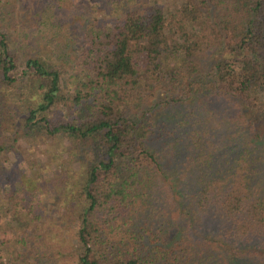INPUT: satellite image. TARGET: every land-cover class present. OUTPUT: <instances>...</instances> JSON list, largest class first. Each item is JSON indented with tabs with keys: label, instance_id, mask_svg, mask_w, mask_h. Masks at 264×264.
Masks as SVG:
<instances>
[{
	"label": "trees",
	"instance_id": "16d2710c",
	"mask_svg": "<svg viewBox=\"0 0 264 264\" xmlns=\"http://www.w3.org/2000/svg\"><path fill=\"white\" fill-rule=\"evenodd\" d=\"M35 3L0 6V177L11 141L66 148L49 193L0 178V264H264V0Z\"/></svg>",
	"mask_w": 264,
	"mask_h": 264
},
{
	"label": "rangeland",
	"instance_id": "374dc122",
	"mask_svg": "<svg viewBox=\"0 0 264 264\" xmlns=\"http://www.w3.org/2000/svg\"><path fill=\"white\" fill-rule=\"evenodd\" d=\"M1 2L6 3L8 7L15 9L18 12H24L25 14L29 13L33 9L32 7L36 5L35 0H2ZM30 2L32 4V7L29 6ZM74 14H77V18L79 21L75 22ZM89 16L90 15L86 14L85 12L73 13L70 17V22L72 21V30L67 31V33L63 35L65 40L67 38L66 42L68 43L53 51L52 56H54V58H57L59 62L65 59V62H67V64H65L67 70H70L72 65L76 63L77 47L75 40L79 39V36L81 34V26L85 23L86 18H90ZM27 17L28 20L31 21L30 17L26 16V19ZM17 19L18 20L12 22H23L20 18ZM24 22H26L27 24V21L24 20ZM180 111L181 110L179 106L171 105L170 107L165 108V106L163 105V107L160 108V111L157 112V121H173L180 115ZM10 146L11 150L9 155H4L2 157L4 163L3 167L5 166L4 168H7V175H5V178L1 176V180L4 179V181H9L13 180V177L23 178L27 176L26 172V174H23V170H26L28 173H31V170H34L36 171V176L34 179H38V177L41 176L40 180L45 181H42V184L47 185L46 190H48L46 192L49 193L48 187L51 184V182H49L50 178L54 173L62 169V165L59 166V164L63 163L62 153L63 149L66 148L65 142L62 139H58L53 143H44L41 138H20L18 142L11 141ZM45 194L44 201L41 203L39 210H37V212L41 215V218L39 220H35L32 223L33 227L31 228L32 231H36V234H41L42 237L39 239L40 243L37 242V246L42 250L48 249V243L42 240H44V238H47L49 242V234H57L58 230L57 228H55L51 221H53L52 219H54L55 217H59L62 212L56 206L54 199L55 197L51 198L49 194ZM60 264L71 263L61 262Z\"/></svg>",
	"mask_w": 264,
	"mask_h": 264
}]
</instances>
